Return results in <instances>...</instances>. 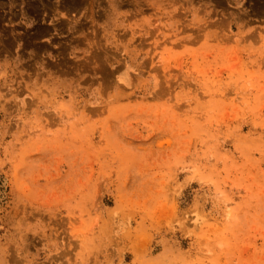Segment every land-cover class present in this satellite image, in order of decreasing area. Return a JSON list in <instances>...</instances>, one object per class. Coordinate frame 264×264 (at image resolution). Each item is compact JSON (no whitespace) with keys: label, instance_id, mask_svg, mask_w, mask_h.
Returning a JSON list of instances; mask_svg holds the SVG:
<instances>
[{"label":"rangeland","instance_id":"obj_1","mask_svg":"<svg viewBox=\"0 0 264 264\" xmlns=\"http://www.w3.org/2000/svg\"><path fill=\"white\" fill-rule=\"evenodd\" d=\"M0 264H264V0H0Z\"/></svg>","mask_w":264,"mask_h":264}]
</instances>
